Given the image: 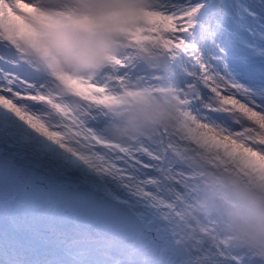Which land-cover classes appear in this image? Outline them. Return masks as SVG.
<instances>
[{
    "label": "snow or ice",
    "instance_id": "snow-or-ice-1",
    "mask_svg": "<svg viewBox=\"0 0 264 264\" xmlns=\"http://www.w3.org/2000/svg\"><path fill=\"white\" fill-rule=\"evenodd\" d=\"M48 2L0 0V264H258L181 207L202 174L264 182V0H151L108 65L56 79L10 26ZM73 3L56 16L86 27ZM144 95L174 101V122L105 136Z\"/></svg>",
    "mask_w": 264,
    "mask_h": 264
},
{
    "label": "clouds",
    "instance_id": "clouds-1",
    "mask_svg": "<svg viewBox=\"0 0 264 264\" xmlns=\"http://www.w3.org/2000/svg\"><path fill=\"white\" fill-rule=\"evenodd\" d=\"M68 3L49 0L41 7L46 15L39 20L17 9L22 19L10 23L41 78L88 76L108 65L127 46V31L145 26L143 13L151 0H74L72 6L88 17L82 20L83 28L56 16ZM175 116L174 101L144 95L112 109L102 132L114 142L126 143L170 126ZM181 213L194 231L211 222L217 240L251 253L258 264H264V182L218 172L202 174L192 203L182 206Z\"/></svg>",
    "mask_w": 264,
    "mask_h": 264
}]
</instances>
